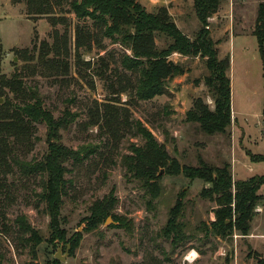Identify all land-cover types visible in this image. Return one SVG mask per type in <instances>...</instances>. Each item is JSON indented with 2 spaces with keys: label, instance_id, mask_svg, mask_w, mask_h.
Here are the masks:
<instances>
[{
  "label": "rangeland",
  "instance_id": "1",
  "mask_svg": "<svg viewBox=\"0 0 264 264\" xmlns=\"http://www.w3.org/2000/svg\"><path fill=\"white\" fill-rule=\"evenodd\" d=\"M139 1L150 12L166 6L179 28L192 39L202 26L194 9V0ZM261 3L264 0H225L209 19L208 28L218 43L219 56L231 57L228 74L232 88V123L227 133L208 135L197 123L186 121V112L197 97L214 108L213 96L205 84L209 71L199 57L177 53L171 56L188 71L169 81L167 94L149 101H128V95L122 93L121 103H114L121 112H126L130 122L140 120L150 128L181 165L197 166L202 158L215 166L229 163L235 180L264 174V162H253L249 155L250 152L264 153V58L254 34ZM15 4L13 0L12 3L0 0V12L4 15L0 16V77L25 71L26 84L38 87L46 105L56 115L71 100V108L79 115L71 129L63 133V142L76 150H86L89 146L97 153L69 175L74 188L63 206V227L68 237L76 231L81 232L82 237L65 261L55 255L62 245L65 254L67 246L48 242L50 217L38 213L34 206V190H39L38 183L26 179L19 171L16 176H10L13 199L6 200L0 208V252L6 257L5 264H50L54 259L59 264H257L260 258L257 256L264 258V238L250 239L251 230L244 236L234 229L233 234L225 238L212 231L210 224L215 219L213 209L216 204L200 195L211 183L189 179L183 173L164 171L160 180L161 193L152 201L142 182L123 164L124 156L131 153L132 144H142L143 140L126 131L116 141L98 126L84 125L89 121L91 104L101 106L117 95L113 93L117 88L115 84L119 75L126 73L120 65L126 49L110 38L100 36L103 48L94 44L91 51L83 49L81 59L90 61L91 65L80 66L76 64L75 55L78 20L73 13L57 11V16H63L65 20L54 27L49 15H30L25 3ZM66 27L72 46L67 74L54 77L49 69L36 72L31 67L36 61L29 63V70H23L25 62L17 56L15 49L32 48L35 42L39 44L42 40L52 43L54 29L64 34ZM156 42L163 48L168 40L158 34ZM100 56H105L108 66L103 68V73L97 74ZM111 80L114 89L109 87ZM122 131L125 130L122 128ZM38 133L42 140L27 159L46 148L42 125L38 126ZM112 189L118 199L115 212L125 217L128 228L118 224L112 226L113 220H107L96 230H85L83 219L89 215V206ZM182 191H185V207L178 221L182 225L183 239L174 241L173 235L164 234V229ZM259 193L263 199L255 207V215L264 211V185ZM2 212H6L10 224L18 215L25 214L39 230L43 242L36 252L21 249L14 228L9 233L1 231L5 221ZM263 214H258V218ZM252 221L254 231L258 221ZM263 230L262 221L259 231Z\"/></svg>",
  "mask_w": 264,
  "mask_h": 264
},
{
  "label": "trees",
  "instance_id": "2",
  "mask_svg": "<svg viewBox=\"0 0 264 264\" xmlns=\"http://www.w3.org/2000/svg\"><path fill=\"white\" fill-rule=\"evenodd\" d=\"M223 1L194 0V9L202 26L193 39L179 28L166 6L150 12L139 0H13V3H25L30 15H49L54 27L65 20L63 16H57V11L73 13L78 20L75 55L76 64L80 66L91 65L90 61L81 59V51H91L94 44L102 47L100 36L108 37L126 49L120 60L126 73L124 76L119 75L115 84L117 88H113L112 80L109 86L117 95L111 96L109 102L101 106L98 103L91 104L88 109L89 121L84 122V125L98 126L116 141L126 131L143 140L142 144H132L131 153L124 156L123 164L133 177L142 182L152 201L161 193L162 169L168 174L183 173L189 179H202L211 183V186L202 189L200 195L216 204L211 229L216 235L225 238L232 235L234 229L244 236L249 235L255 207L263 199L259 191L264 185V174L235 180L229 163L215 166L202 158L197 166L181 165L171 157L165 144L157 140L150 128L140 120L130 122L126 112H121L114 104L121 103L122 93L128 95V101H149L167 94L169 81L188 71L184 64L175 62L171 56L177 53L199 57L205 61L209 71L205 84L213 96L214 108L203 98L197 97L186 112V121L197 123L208 135L227 133L232 123V88L228 74L231 57L219 56L218 43L208 28L209 19ZM158 34L168 40L163 48L156 42ZM254 34L264 58V3L259 6ZM15 52L25 62L23 70H29V63L36 61L31 64L36 72L49 69L54 77L67 74L72 54L67 27L64 34L54 29L52 43L42 40L39 44L35 42L32 48H19ZM105 59V56L99 57L95 70L97 74L103 73V68L108 66ZM24 73L16 71L11 77H0V208L6 200L13 199L10 176H16L19 171L26 179H34L39 186V190H34V206L38 213L50 217L51 235L48 242L52 245L70 244V251L73 252L82 233L76 231L68 237L63 227V206L74 188V181L69 175L85 160L92 159L97 151L89 146L86 150H76L63 142V133L74 125L78 112L73 111L70 100L56 115L46 105L38 87L26 84ZM39 125L45 129L46 148L27 159L42 140L38 133ZM249 155L253 162H264V153L250 152ZM117 203L113 189L103 198L95 200L89 206V215L83 219L85 230L98 229L109 217L113 220L112 226L118 224L128 228L125 217L115 212ZM184 207L185 191H182L164 229V234L173 235L174 241L183 239L182 225L178 219ZM1 215L5 220L1 231L9 233L14 228L21 249L36 252L43 238L27 216L20 214L10 224L6 212ZM258 257L257 264H264V258ZM5 259V255L0 252V264H5ZM59 263L56 259L50 262Z\"/></svg>",
  "mask_w": 264,
  "mask_h": 264
},
{
  "label": "crops",
  "instance_id": "3",
  "mask_svg": "<svg viewBox=\"0 0 264 264\" xmlns=\"http://www.w3.org/2000/svg\"><path fill=\"white\" fill-rule=\"evenodd\" d=\"M9 2L11 1V3H12V0H8ZM14 5H17V4H15V3H13ZM19 5H20V3H19ZM0 16H4V15H2V13L0 12ZM262 188V187H261ZM261 210V209H260ZM262 213H264V211L263 212H260V213H258V214H262ZM258 214L257 215H255V217H254V222H256V220L258 221L257 222V224L256 225H254V231L252 230V226H253V221H252V223H251V231H252V233H250V235H249V238L250 239H254V240H256V239H263L264 238V230L263 231H259V227H260V225L262 224V221H263V224H264V214H263V216L259 219L258 218ZM259 221H261V222H259ZM256 226V227H255Z\"/></svg>",
  "mask_w": 264,
  "mask_h": 264
},
{
  "label": "water",
  "instance_id": "4",
  "mask_svg": "<svg viewBox=\"0 0 264 264\" xmlns=\"http://www.w3.org/2000/svg\"><path fill=\"white\" fill-rule=\"evenodd\" d=\"M2 101V99H1ZM165 170L162 169L160 173H163ZM108 221H112L111 218H108ZM70 249H71V245L68 244L67 248H66V251H65V254H63V245L58 249L55 257L61 261H65L66 260V257L70 254ZM260 259V258H259Z\"/></svg>",
  "mask_w": 264,
  "mask_h": 264
}]
</instances>
